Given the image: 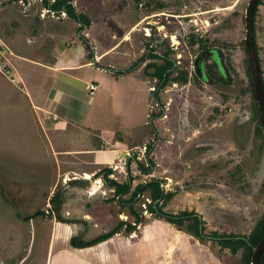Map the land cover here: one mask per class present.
Wrapping results in <instances>:
<instances>
[{
    "label": "rangeland",
    "instance_id": "rangeland-1",
    "mask_svg": "<svg viewBox=\"0 0 264 264\" xmlns=\"http://www.w3.org/2000/svg\"><path fill=\"white\" fill-rule=\"evenodd\" d=\"M70 1L89 22L79 31L78 22L63 11L48 10L42 0H0V40L8 52L41 58L62 49L63 56L113 50L105 59L119 67L132 58L131 67L143 55L138 73L145 76L144 86L155 88L148 98L147 121L126 135L136 145L109 164L85 156L62 161L51 155L48 160L29 157L7 145V137L0 138V264H51L69 246L71 235L89 240L115 226L114 238L138 241L129 246L136 251L159 247L163 261L175 254V264L191 259L196 264H239L241 249L231 253L213 233L248 235L264 211V130L250 91L243 41L248 0ZM252 24L264 84V0H259ZM163 58L174 67L157 87L156 78L147 75L153 68L144 64H163ZM91 73L84 71V79ZM96 75L91 79L98 81ZM2 129V135H9ZM149 161L148 173H141L136 162L146 167ZM105 168L110 170L107 178L127 182L130 191L158 179L163 191L170 192L162 209L197 214L203 227L200 240L154 218L146 210L147 191L119 205L103 178ZM56 192L59 211L70 221L62 247L52 215L22 220L35 210L46 212ZM128 207L140 222H134ZM119 222L135 223L134 229L126 232ZM168 247L175 250L168 254ZM186 247H192L193 255L186 254Z\"/></svg>",
    "mask_w": 264,
    "mask_h": 264
},
{
    "label": "crops",
    "instance_id": "crops-1",
    "mask_svg": "<svg viewBox=\"0 0 264 264\" xmlns=\"http://www.w3.org/2000/svg\"><path fill=\"white\" fill-rule=\"evenodd\" d=\"M63 50H55L45 58L13 50L5 54L13 80L0 75V130L3 127L9 133L2 135L1 131L0 138L7 137V145L29 157L38 154L48 160L51 155L62 161L67 159L66 156L75 159L85 156L82 158L93 163L94 158L102 164L114 162L118 154L136 145L130 143L132 137L128 139L126 135L146 124L148 98L153 88L144 86L145 76L138 73V61L131 68L127 66L132 58L128 57L130 60L119 67L105 59L113 50L91 51L90 54L86 50L67 56H63ZM84 71L92 72L90 79H84ZM92 74H97L98 81L91 79ZM90 82L95 85L92 91L86 88ZM114 131L120 134L118 138L113 136ZM20 141L25 143L24 147L19 146ZM139 141L142 143L141 138ZM96 144L107 147L97 149ZM58 223L60 227H57ZM65 224L68 223L56 221L55 224L61 247L68 233ZM105 241L87 248H72L65 244L66 249H60L51 264L177 262L175 254L167 261L161 260L159 247L136 251L135 247L129 246L138 241L114 237ZM173 248L168 247V254ZM191 248L186 247L189 256L193 255ZM191 260L185 264H196L194 259Z\"/></svg>",
    "mask_w": 264,
    "mask_h": 264
},
{
    "label": "trees",
    "instance_id": "trees-1",
    "mask_svg": "<svg viewBox=\"0 0 264 264\" xmlns=\"http://www.w3.org/2000/svg\"><path fill=\"white\" fill-rule=\"evenodd\" d=\"M43 5L50 11L53 12H59L63 11L68 17L73 19L74 21L79 23V27L77 30L79 31L83 26H87L89 24L87 17L82 13H76L73 6L71 5L70 0H53L51 3H48L47 0H42ZM259 0H256L255 5L253 7L252 11V17L251 21H253V14L255 11L256 6L258 5ZM252 29V39L254 44V52H255V42H254V30H253V24L251 25ZM256 55V52H255ZM156 56L154 54H149V57ZM143 58V55L138 58L137 61H140ZM257 58V56H256ZM164 63L163 64H156V63H146L144 64V67H152V72L148 73V76L154 77L157 80V87H160V85H163L165 81L168 79L171 69L174 67L173 61L163 58ZM258 61V59H257ZM132 67V66H131ZM130 67V68H131ZM127 71V70H126ZM123 71H118L117 73H122ZM247 72L248 67H247ZM260 74V81L262 85V90L264 93V84L262 83L261 79V72L259 69ZM249 84H250V91L252 94L253 99H255L253 87L251 83V79L249 76ZM155 88H153L152 91H154ZM156 101L157 98H156ZM256 113L258 116V120L261 123V126L263 127V122L259 113V109L257 108L255 104ZM151 148V144H147L144 147V151L147 152ZM136 165L138 167V170L145 174L148 173V170L151 168V162L149 161V164L146 167H143L140 163L136 162ZM110 172L109 168H105L102 170L103 178L106 179L109 186L113 187V193L115 196H117L116 200L119 203V205H128L130 199H134L136 195H140L144 193L145 191L148 192V202H145L146 210L153 214L154 218L162 219L163 221L168 222L169 224H174L177 229L184 230L185 232L191 234L193 237L200 240L202 237V230L203 227L201 225V222L197 216L192 211H186V210H180L177 213H171L166 212L162 208L166 202V200L170 196V192H164L163 188L159 185L160 181L158 179H151L146 182L137 184L133 191H130L129 184L126 183H118L115 180L109 179L106 177V175ZM129 193L128 199L120 198L121 196ZM59 192L54 193L52 196L49 197L50 202V208L45 212L42 210H35L32 213L25 215L22 217V220L28 221L36 216H42V217H54V219L58 222L62 223H70L69 220L64 219L59 211V204H60V196ZM129 211L131 214L134 215V222H140L139 215L135 213L130 207ZM185 220H188V223L186 226L183 225V222ZM121 225H124V230L126 232H130L134 229V224H130L128 222H119ZM119 225V224H118ZM116 226L112 229H110L108 232L102 233L100 235H97L89 240H82L80 236L78 235H71L68 244L72 248H87L91 247L96 243H104L105 240L111 239L114 235L116 230ZM219 238L216 239L218 243L221 245V247L228 248L231 253H235L238 249H241L239 264H250V256L252 252V248L257 244V242L264 236V211L262 212L260 218L257 220L253 228L251 229L250 233L248 235H230V234H216L213 233ZM213 235V236H214ZM104 241V242H103ZM259 263L264 264V249L259 255Z\"/></svg>",
    "mask_w": 264,
    "mask_h": 264
},
{
    "label": "water",
    "instance_id": "water-1",
    "mask_svg": "<svg viewBox=\"0 0 264 264\" xmlns=\"http://www.w3.org/2000/svg\"><path fill=\"white\" fill-rule=\"evenodd\" d=\"M256 0H248L244 9L243 21H244V48L246 52L247 65L249 76L251 79L255 101L259 109V113L264 126V93L260 81L258 61L254 52V44L252 39V11ZM264 249V236L257 242L252 248L250 256V264H260L259 255Z\"/></svg>",
    "mask_w": 264,
    "mask_h": 264
},
{
    "label": "built area",
    "instance_id": "built-area-1",
    "mask_svg": "<svg viewBox=\"0 0 264 264\" xmlns=\"http://www.w3.org/2000/svg\"><path fill=\"white\" fill-rule=\"evenodd\" d=\"M8 53L7 47L2 41L0 40V74L4 76L6 79L12 81V75L8 66V61L5 54ZM89 91H92L95 88L93 82H90L87 87Z\"/></svg>",
    "mask_w": 264,
    "mask_h": 264
},
{
    "label": "bare ground",
    "instance_id": "bare-ground-1",
    "mask_svg": "<svg viewBox=\"0 0 264 264\" xmlns=\"http://www.w3.org/2000/svg\"><path fill=\"white\" fill-rule=\"evenodd\" d=\"M173 40H174V38H173ZM173 42H175V40H174ZM87 178H89V175H88ZM97 184H100V183H99V179H98V181H97ZM176 230H177V229H176ZM177 231H179V230H177ZM180 232H181V231H180Z\"/></svg>",
    "mask_w": 264,
    "mask_h": 264
}]
</instances>
